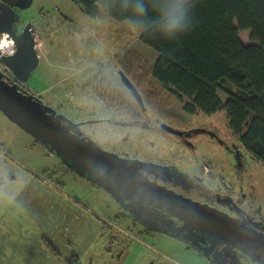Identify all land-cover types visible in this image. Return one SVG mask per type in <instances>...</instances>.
<instances>
[{
	"label": "rangeland",
	"instance_id": "obj_1",
	"mask_svg": "<svg viewBox=\"0 0 264 264\" xmlns=\"http://www.w3.org/2000/svg\"><path fill=\"white\" fill-rule=\"evenodd\" d=\"M9 2L15 13L13 28L18 31L29 25L38 37L36 51L40 57L23 83L42 104L80 123L96 143L108 148L126 144L137 159L164 162V175L169 178L204 185L221 196L229 194L233 200L240 195L242 205L256 216L253 220L264 227V163L254 160L231 133L223 111L211 115L183 111L182 104L150 76L149 67L157 53L139 40V33L102 11L90 18L71 0ZM239 37L251 42L246 30L239 31ZM122 53L135 56L127 63V76L144 105L153 111L169 110L184 121L175 128L197 129L181 137L160 128L135 130L101 119L111 117L106 107L116 109L115 102L131 109L137 105L117 73L126 74L116 59ZM205 166L208 169L204 171ZM101 223L103 228L89 247L88 238ZM53 225L60 226L61 234L53 238H59L62 252L67 248L62 234L67 231L73 234V248L84 263L91 255L99 264L111 261V257L115 261L116 254L107 253L105 248L117 235L121 239L116 252L129 247L133 255L139 253L135 264H216L211 255L203 254L200 247L206 241L199 235L187 236V230L182 234L170 229L172 234L168 235L164 231L167 226L156 219L141 221L127 216L109 191L86 175L71 171L45 143L0 111V252L11 251L18 256L25 251L36 252L34 242L28 243L33 249L22 241L25 230L37 236L41 227L46 230ZM150 228L163 232L145 231Z\"/></svg>",
	"mask_w": 264,
	"mask_h": 264
},
{
	"label": "trees",
	"instance_id": "obj_2",
	"mask_svg": "<svg viewBox=\"0 0 264 264\" xmlns=\"http://www.w3.org/2000/svg\"><path fill=\"white\" fill-rule=\"evenodd\" d=\"M71 1L90 18L101 11L117 21L130 15L121 10L122 0ZM190 3L191 29L177 39L163 38L156 25L139 33V40L157 53L149 74L186 113L223 111L231 133L254 160L264 163V0ZM149 17L154 18L151 11ZM243 30L251 42L240 39ZM126 54L116 58L125 76L130 70L127 63L135 59ZM23 92L32 93L26 88ZM42 238L49 250L57 252L49 239ZM76 257H68L65 264H74Z\"/></svg>",
	"mask_w": 264,
	"mask_h": 264
},
{
	"label": "water",
	"instance_id": "obj_3",
	"mask_svg": "<svg viewBox=\"0 0 264 264\" xmlns=\"http://www.w3.org/2000/svg\"><path fill=\"white\" fill-rule=\"evenodd\" d=\"M14 15L13 9L5 1L0 0V33L7 32L16 46L13 55L1 56L0 61L23 82L37 65L38 56L33 47L29 25H25L20 33L13 31L11 25ZM119 76L137 103L142 106L141 96L132 82L120 71ZM0 111L31 134L35 140L45 143L48 150L54 151L70 168L94 180L97 185L103 184L104 189L121 205L124 204L121 197L125 195L131 202L138 201L141 206L150 205L181 219L182 225L169 227L176 233H182L188 225L198 229L210 241L209 245L200 247L203 254L211 255L217 264H225V259L216 250L218 244H223V250L236 248L251 260L264 264V235L245 227L225 212L172 194L173 192L163 186L147 180L138 174L135 168L126 166L125 160L116 159L115 155L94 146L91 140L85 141L83 137L77 135V131L71 132L69 130L71 121L63 125L62 116L56 118L48 106L35 100L32 94L20 91L16 84L4 81L1 74ZM166 128L173 130L168 126ZM187 231V236L193 232L190 229Z\"/></svg>",
	"mask_w": 264,
	"mask_h": 264
},
{
	"label": "flooded vegetation",
	"instance_id": "obj_4",
	"mask_svg": "<svg viewBox=\"0 0 264 264\" xmlns=\"http://www.w3.org/2000/svg\"><path fill=\"white\" fill-rule=\"evenodd\" d=\"M15 16V15H14ZM14 20V19H13ZM13 31L15 33H20L25 25H23L18 31L13 28V22L11 25ZM31 31V30H30ZM6 34L8 41V45L3 48L0 47V57L1 56H11L15 53L16 46L14 43V40L7 32L0 33V43L3 35ZM32 39H33V47H34V38L33 34L31 32ZM9 46V49L11 50V53H5V49ZM35 48V47H34ZM36 50V48H35ZM37 53V51H36ZM38 56V55H37ZM119 74V71L117 72ZM0 74L1 78L6 81L9 84H16L17 88L20 91H25V85L22 81L18 80L15 75L0 61ZM125 86V85H124ZM27 89V88H26ZM127 89V88H126ZM29 90V89H28ZM128 90V89H127ZM129 91V90H128ZM130 92V91H129ZM29 94V93H25ZM33 95V98L37 101H39L38 96L35 93H30ZM132 94V93H131ZM133 95V94H132ZM134 100L136 101L135 97ZM143 105H139L137 103L136 108H130L126 107L124 105H121L119 107V103L117 108H111L106 107L107 112L111 113V117H103L101 118L104 121L112 122L116 125H119L121 127H128V128H135V130H143L146 127H153V130H157V128L163 129L169 133L178 135L183 137L188 132H191L195 129H188L185 128H175V125L182 126L184 124L183 120H181L179 117H176L174 114L169 112V110L166 109H159L158 111H153L152 109L149 110L147 106L144 105L143 99L141 98ZM40 102V101H39ZM50 112L55 113V117L59 118L61 115L57 114L55 110H51ZM185 112V111H184ZM128 113V115H126ZM160 113L162 115H160ZM68 121H71L72 124L70 126L71 132H76L77 135L80 137H83L85 141L91 140L93 142L94 146L99 147L102 150H106L108 153H111L112 155L116 156V159L119 160H125V165L130 168H135L137 170L138 174H141L147 180L151 182H155L157 185L163 186L165 189L170 190L173 192L172 194L180 195L181 197L188 198L192 201L198 202L200 204H206L207 207L214 208L216 210L222 211L227 213L228 216L233 217L239 221L240 224H244L245 227L255 230L258 234L264 235V227H260L254 219L250 212H248V209L242 205V198L240 195L233 200L229 194H225L221 196L218 194L217 191H209L204 185L202 186H193V185H187L186 183H181L178 180L172 178H169L166 174L164 175V170L167 167L164 162L157 161V159L149 158V159H141L136 158L133 154H131V150L126 147V144H118V146L108 148L106 146H103L99 143H96L93 138H91L89 135L85 134L82 128H80L79 124L72 120H69L68 118L65 119L63 116L61 118V123L63 125L67 124ZM76 123V124H75ZM182 123V124H181ZM166 126L172 128L173 130H169L166 128ZM201 129V128H198ZM215 134H211V136H214ZM127 138H123V140H126ZM71 171H74L76 169L70 168ZM208 169L206 166L203 168L205 171ZM84 176V174H81ZM98 187L104 188L103 184L97 185ZM121 200L124 204L119 203L120 209L124 210L127 213V216L131 217L132 215L135 216L138 220L144 221L146 218L149 219H156L158 224H165L167 228L164 230L166 231V234H172L169 232V227H177L183 224V221L179 219L178 217L174 215H170L164 211H161L158 208L152 207L150 205L141 206L139 205L138 201L131 202L129 201L125 195L121 197ZM131 204H127V203ZM127 204V205H126ZM126 205V208L124 207ZM227 206V208L225 207ZM131 210V211H130ZM255 222V223H254ZM188 229L192 230L194 235H199L198 238L206 241L205 245H209V240L206 239L205 234H201V232L198 229H194L192 226L188 225ZM187 228L183 229V233L188 230ZM154 229V228H152ZM159 232H163V230L157 229ZM172 230V229H171ZM175 231V230H172ZM176 232V231H175ZM182 233V234H183ZM168 234V235H169ZM183 241H187L186 238H182ZM224 246L223 244H218L216 247V250L219 251V253L223 256L225 259V264H260L256 262L255 260H251L249 256L246 254L240 252L236 248H225L222 249ZM210 256V255H209ZM252 262V263H251ZM217 264V263H216Z\"/></svg>",
	"mask_w": 264,
	"mask_h": 264
},
{
	"label": "crops",
	"instance_id": "obj_5",
	"mask_svg": "<svg viewBox=\"0 0 264 264\" xmlns=\"http://www.w3.org/2000/svg\"><path fill=\"white\" fill-rule=\"evenodd\" d=\"M3 1L10 4L9 1H12V0H3ZM15 3L18 6H22L19 2H15ZM25 7H27L26 4H25ZM32 30H31V32H32L33 38H34V47L37 50L38 43H37L36 39L38 37L36 36L34 29H32ZM37 55H38V59H39L40 56H39L38 52H37ZM154 58H156V57L154 56ZM75 205H78V204L75 202ZM97 220L99 221V223L103 222V221H101V219L100 220L97 219ZM105 225H107V224L105 223L104 226ZM57 227H60V226L59 225L49 226V228L46 230H43V228L41 227L40 233L37 236H30L28 231L25 230V239H23L22 241L25 242V245L28 248H33V249H34V247L28 245V243L31 241L34 242L35 247H36V252L32 253L33 251H25V253L24 252L22 253V256H18L15 253H11V251H3V252H0V264H65V261L67 260V258L72 256V255L77 256L76 257L77 260L74 262V264H99L98 262H95L93 260L94 256H92V255H91V259L89 260L88 263L83 262L79 252H77V250L75 248H73V244H74V242H72V235L73 234H69V233H67V231H65V234H62L63 237L65 238V241H63V240L62 241H63V243H65L67 245L65 252H62L61 247L58 246V243H59L58 239L59 238H56V240L53 238V236L61 234L60 230H58ZM99 228L100 229L103 228L102 223L99 227L97 226L95 233H93V234H92V229L90 228V234H92V235L88 238L89 247H91L93 244H95L94 238H95V235L99 232ZM65 230H66V228H65ZM93 236H94V238H93ZM125 236H123L122 239H125ZM42 237H46L47 239H49V241L51 242L53 247L57 250V252L56 251L52 252L51 250H49L45 246V241ZM120 239L121 238L117 237V235L112 236V238L110 240V245H107V247L105 248L107 253H109V254L114 253V255L116 254L115 261L112 259L113 257H111V261L109 260V261L103 262L102 264H135L139 253L136 255H133L134 253H132V250L129 249V247L124 248L123 251L120 250V251L116 252L118 250L117 246L119 245ZM130 239H131L130 235H128L127 240H130ZM116 244H117V246H116ZM26 246H25V248H26ZM97 251H100V249L99 250L97 249ZM97 251H96V254H97ZM84 253H86V251ZM96 254H94V251H93V255H96Z\"/></svg>",
	"mask_w": 264,
	"mask_h": 264
},
{
	"label": "clouds",
	"instance_id": "obj_6",
	"mask_svg": "<svg viewBox=\"0 0 264 264\" xmlns=\"http://www.w3.org/2000/svg\"><path fill=\"white\" fill-rule=\"evenodd\" d=\"M120 7L130 13L125 22L132 32H148L151 25H156L159 35L174 40L191 29L190 0H122ZM150 11L154 18L149 17Z\"/></svg>",
	"mask_w": 264,
	"mask_h": 264
},
{
	"label": "built area",
	"instance_id": "obj_7",
	"mask_svg": "<svg viewBox=\"0 0 264 264\" xmlns=\"http://www.w3.org/2000/svg\"><path fill=\"white\" fill-rule=\"evenodd\" d=\"M6 38H7V35L6 34H4L3 35V37H2V39H1V42L3 41V40H5V41H8L9 43H11L9 40H6ZM5 51V53H11V50L9 49V46L4 50Z\"/></svg>",
	"mask_w": 264,
	"mask_h": 264
},
{
	"label": "bare ground",
	"instance_id": "obj_8",
	"mask_svg": "<svg viewBox=\"0 0 264 264\" xmlns=\"http://www.w3.org/2000/svg\"><path fill=\"white\" fill-rule=\"evenodd\" d=\"M8 45V42L3 40L1 43H0V47H3L5 48L6 46Z\"/></svg>",
	"mask_w": 264,
	"mask_h": 264
}]
</instances>
